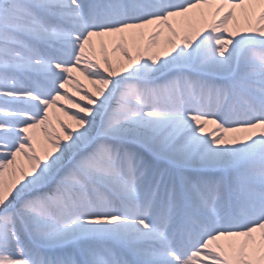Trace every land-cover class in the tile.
I'll use <instances>...</instances> for the list:
<instances>
[{
  "label": "snow or ice",
  "instance_id": "snow-or-ice-1",
  "mask_svg": "<svg viewBox=\"0 0 264 264\" xmlns=\"http://www.w3.org/2000/svg\"><path fill=\"white\" fill-rule=\"evenodd\" d=\"M0 264H264V0H0Z\"/></svg>",
  "mask_w": 264,
  "mask_h": 264
}]
</instances>
